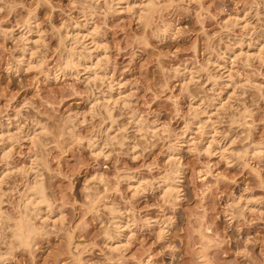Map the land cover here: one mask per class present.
I'll use <instances>...</instances> for the list:
<instances>
[{"label":"clouds","instance_id":"obj_1","mask_svg":"<svg viewBox=\"0 0 264 264\" xmlns=\"http://www.w3.org/2000/svg\"><path fill=\"white\" fill-rule=\"evenodd\" d=\"M0 264H264V0H0Z\"/></svg>","mask_w":264,"mask_h":264}]
</instances>
